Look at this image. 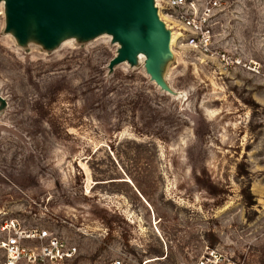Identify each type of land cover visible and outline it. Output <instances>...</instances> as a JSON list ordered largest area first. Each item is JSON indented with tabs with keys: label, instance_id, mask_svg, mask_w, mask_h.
<instances>
[{
	"label": "rangeland",
	"instance_id": "374dc122",
	"mask_svg": "<svg viewBox=\"0 0 264 264\" xmlns=\"http://www.w3.org/2000/svg\"><path fill=\"white\" fill-rule=\"evenodd\" d=\"M1 5L0 240L13 220L74 243L71 264H194L207 247L264 264V0H226L228 67L166 35L128 60L105 27L47 35L33 0L13 34Z\"/></svg>",
	"mask_w": 264,
	"mask_h": 264
},
{
	"label": "built area",
	"instance_id": "2783aa9c",
	"mask_svg": "<svg viewBox=\"0 0 264 264\" xmlns=\"http://www.w3.org/2000/svg\"><path fill=\"white\" fill-rule=\"evenodd\" d=\"M226 0H151L157 21L175 42L224 67L238 64L230 51L217 45L216 27ZM0 240V264H71L77 247L66 238L39 226L10 221ZM102 264H151L148 258L122 255ZM194 264H242L216 247H207Z\"/></svg>",
	"mask_w": 264,
	"mask_h": 264
},
{
	"label": "water",
	"instance_id": "95a60500",
	"mask_svg": "<svg viewBox=\"0 0 264 264\" xmlns=\"http://www.w3.org/2000/svg\"><path fill=\"white\" fill-rule=\"evenodd\" d=\"M21 1L10 0L12 19L16 26L21 25ZM35 6L47 35L54 33L67 20L81 22L84 28L106 25L123 42L120 60L145 46H150L151 54H154L165 42V35L169 39L156 19L151 0H35ZM125 11L145 23L148 32L140 35L129 31L122 23Z\"/></svg>",
	"mask_w": 264,
	"mask_h": 264
},
{
	"label": "bare ground",
	"instance_id": "6f19581e",
	"mask_svg": "<svg viewBox=\"0 0 264 264\" xmlns=\"http://www.w3.org/2000/svg\"><path fill=\"white\" fill-rule=\"evenodd\" d=\"M27 1H29V0H22L21 2H20V4H21V6L22 5H24V3L25 2H27ZM5 2H6V5H7V7L8 8H10V0H5ZM33 3L35 4V0H33ZM5 4V3H4ZM3 5H1L0 7H2ZM7 7H6V10H7ZM3 9V8H2ZM1 9V10H2ZM6 14V13H5ZM125 16H127V18L128 19H131L133 22H135V23H138L139 22V18L137 17V16H135L134 14H131L130 12H128V11H125L124 12V14H123V16H122V23H123V25L125 26V24H124V17ZM39 17H40V13H39ZM21 25L23 26V18H21ZM17 26L15 25V26H13L12 27V32H13V34H16L17 33V28H16ZM106 29L108 28L106 25L104 26ZM129 31H131V29H130V27L129 26H125ZM104 29V28H103ZM58 30V29H57ZM113 35H114V33H113V31H111V30H109ZM145 33H141L140 35H144ZM9 35V34H8ZM10 36V35H9ZM112 36V35H111ZM13 39V38H12ZM67 39H68V37H67ZM66 39V41H68ZM117 39V42L120 44V45H122V47H123V42L119 39V38H116ZM169 44L172 46H174V44H175V36L174 35H171L170 36V38H169ZM140 48H138V49H136L135 51H137L138 50V52H137V54H136V57L138 58V57H142L144 54H143V52H142V50H139ZM160 50H161V52H160V56L162 55V53H163V51L165 50V47L164 46H161L160 47ZM134 51V52H135ZM144 51V50H143ZM147 57V56H146ZM159 57V56H158ZM125 60H128V59H125ZM129 62V61H128ZM123 63V62H122Z\"/></svg>",
	"mask_w": 264,
	"mask_h": 264
}]
</instances>
